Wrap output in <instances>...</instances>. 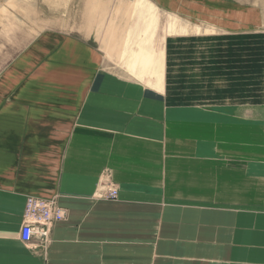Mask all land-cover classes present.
I'll use <instances>...</instances> for the list:
<instances>
[{"label":"crops","instance_id":"obj_1","mask_svg":"<svg viewBox=\"0 0 264 264\" xmlns=\"http://www.w3.org/2000/svg\"><path fill=\"white\" fill-rule=\"evenodd\" d=\"M75 22L0 73V264H147L151 237L189 246L153 264H264V130L211 149L208 110L147 114L99 73L91 38L114 36V18ZM29 196L66 211L47 242L21 240Z\"/></svg>","mask_w":264,"mask_h":264},{"label":"rangeland","instance_id":"obj_2","mask_svg":"<svg viewBox=\"0 0 264 264\" xmlns=\"http://www.w3.org/2000/svg\"><path fill=\"white\" fill-rule=\"evenodd\" d=\"M91 8L114 18V36L91 38L99 73L143 94L147 114L208 110L211 149L264 130V0H0V73L41 31ZM153 240L147 264L189 249Z\"/></svg>","mask_w":264,"mask_h":264},{"label":"built area","instance_id":"obj_3","mask_svg":"<svg viewBox=\"0 0 264 264\" xmlns=\"http://www.w3.org/2000/svg\"><path fill=\"white\" fill-rule=\"evenodd\" d=\"M118 193L111 190L107 198L116 199ZM65 209L55 200L29 196L25 202L24 223L21 227L20 237L24 243H30L34 238L47 242L50 227L53 223L65 218Z\"/></svg>","mask_w":264,"mask_h":264}]
</instances>
